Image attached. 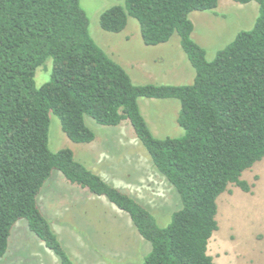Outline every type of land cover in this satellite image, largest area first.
<instances>
[{
	"label": "trees",
	"instance_id": "16d2710c",
	"mask_svg": "<svg viewBox=\"0 0 264 264\" xmlns=\"http://www.w3.org/2000/svg\"><path fill=\"white\" fill-rule=\"evenodd\" d=\"M80 1L0 0V262L14 226L25 220L60 264H75L39 206L46 183L59 173L130 217L152 247L143 264H215L208 250L218 231L217 201L230 185L250 193L242 176L264 159V0H233L257 3L259 16L213 61L193 39L190 16L214 12L220 0H117L102 14L101 28L112 34L136 20L148 47L177 34L196 73L190 85L135 84L91 37ZM49 60L52 81L37 88V70ZM140 99L178 100L184 135L155 137ZM51 115L73 143L85 145L96 139L86 117L112 128L128 121L180 196L171 223L160 227L137 198L76 161L71 150L52 152Z\"/></svg>",
	"mask_w": 264,
	"mask_h": 264
},
{
	"label": "rangeland",
	"instance_id": "374dc122",
	"mask_svg": "<svg viewBox=\"0 0 264 264\" xmlns=\"http://www.w3.org/2000/svg\"><path fill=\"white\" fill-rule=\"evenodd\" d=\"M118 4L121 3L117 0L80 1L89 21L91 37L112 60L125 68L133 82L137 85L161 84L169 82L168 79L194 82L196 73L181 48L177 34L167 44L148 47L142 40L138 22L132 18L120 34L108 33L101 28L102 14ZM258 16L259 6L255 2L241 5L233 0H220L214 12L191 14L195 27L193 39L205 49L207 60L213 61L239 33L252 30ZM48 63L47 68L37 70V88L52 81L53 60L47 61L46 65ZM139 103L155 137L180 138L184 135L178 124L181 111L178 100L140 99ZM86 124L96 135L88 148L73 143L63 132L59 119L51 115L50 150L54 153L71 150L76 161L92 172L114 169L115 186L146 206L160 227H167L182 207L180 196L153 167L150 156L128 121L112 128L100 126L86 117ZM86 149L92 157L85 153ZM98 156L99 159L105 158L101 169H96L97 160L94 161ZM58 175L61 174L55 173L46 183L39 197V206L73 262L143 264L151 252V244L140 236L130 217L107 199L102 198L105 204L98 205L95 200L88 199L89 196L78 198L76 192L64 188L62 195L73 194L76 200H67L68 206H72H65L66 213L62 216L54 218L48 215V200L54 197L48 195L52 194L51 191L57 192ZM105 176L111 180L106 173ZM242 180L251 186L250 193L230 185L217 201L218 231L214 233L208 250L215 264H264V159L246 171ZM77 189L87 193L79 187ZM41 242L30 231L27 221H19L13 228L8 252L0 264H60L51 251L56 262L47 254V248Z\"/></svg>",
	"mask_w": 264,
	"mask_h": 264
},
{
	"label": "crops",
	"instance_id": "0c3cea01",
	"mask_svg": "<svg viewBox=\"0 0 264 264\" xmlns=\"http://www.w3.org/2000/svg\"><path fill=\"white\" fill-rule=\"evenodd\" d=\"M168 80H169V82H166V81L165 82H160L159 81V82L161 84H169V85H190V84L193 83V82H184L182 79H168ZM83 145H85V144H83ZM90 145L91 144H86V146H87L86 148H88ZM88 150L89 149H86L85 153L88 156L92 157L90 155L91 153L89 154ZM95 160H97L96 165L98 166L96 169H101L102 166H104L103 162H105V158L99 159V156H98L97 158L94 159V161ZM90 167H91V164H90ZM106 169H108V170H106ZM106 169L104 168V169H101V170H96V171L93 170V171L97 175L101 176L105 181H107L108 183H111V184H113L115 186V170L111 169V168H106ZM104 172L108 175V177H110V179H111L110 181L106 179V176H105ZM56 186L58 188L57 192L56 191H51L52 194H49L50 193V191H49V193H48L49 194L48 197H50L51 195H54L53 198L50 197L49 200H48V208H49L48 209V215H50V217H54L55 218V217L62 216L64 213H66V209L64 207L65 206L66 207L72 206V205L68 206L67 200H76V197L73 194H71L69 196H66V194L64 193V195H62V191H63L64 188H67L70 192H74V193L76 192V195H77L78 198L89 196V198L88 197H86V198H88L90 200H93V201L95 200L94 202H97L98 205L105 204V201H104V199H102V197L93 196L92 194H90L88 192V190L82 189L81 187H79L77 185L71 184L69 181H67L64 178L63 175H58L57 180H56ZM52 187H53V185H52ZM77 187L81 188L82 190H85L89 195L87 193H81V191L79 189H77ZM77 192L79 194H77ZM58 223L61 224L62 222H58ZM41 244H42V246L44 245L43 242H41ZM46 252H47V254H49L50 257L54 258L53 260L56 262L55 257H53V255H51L52 253H50V251H48L47 249H46Z\"/></svg>",
	"mask_w": 264,
	"mask_h": 264
}]
</instances>
